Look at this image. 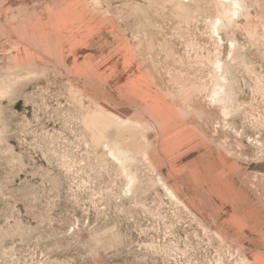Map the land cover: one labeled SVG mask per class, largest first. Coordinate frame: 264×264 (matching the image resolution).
<instances>
[{
  "label": "rangeland",
  "instance_id": "rangeland-1",
  "mask_svg": "<svg viewBox=\"0 0 264 264\" xmlns=\"http://www.w3.org/2000/svg\"><path fill=\"white\" fill-rule=\"evenodd\" d=\"M0 264H264V0H0Z\"/></svg>",
  "mask_w": 264,
  "mask_h": 264
}]
</instances>
